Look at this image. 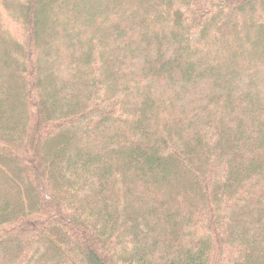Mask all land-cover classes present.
I'll return each instance as SVG.
<instances>
[{"label": "trees", "instance_id": "obj_1", "mask_svg": "<svg viewBox=\"0 0 264 264\" xmlns=\"http://www.w3.org/2000/svg\"><path fill=\"white\" fill-rule=\"evenodd\" d=\"M0 264H264V0H0Z\"/></svg>", "mask_w": 264, "mask_h": 264}]
</instances>
